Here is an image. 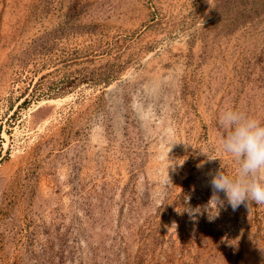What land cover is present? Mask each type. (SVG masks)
Masks as SVG:
<instances>
[{
  "label": "rangeland",
  "instance_id": "1",
  "mask_svg": "<svg viewBox=\"0 0 264 264\" xmlns=\"http://www.w3.org/2000/svg\"><path fill=\"white\" fill-rule=\"evenodd\" d=\"M228 109L264 0H0V264H264V204L207 208Z\"/></svg>",
  "mask_w": 264,
  "mask_h": 264
},
{
  "label": "clouds",
  "instance_id": "2",
  "mask_svg": "<svg viewBox=\"0 0 264 264\" xmlns=\"http://www.w3.org/2000/svg\"><path fill=\"white\" fill-rule=\"evenodd\" d=\"M219 125L225 130L220 147L239 163V169L235 176H230L222 166L213 176L211 185L214 192L207 206L209 213L213 203L219 210L224 206L225 201L220 198L221 192L226 195L227 203L233 209L244 203L248 207L253 202L257 205L264 204V122L239 110L228 109L221 113ZM201 152L209 160L219 158L205 151ZM185 211L194 215L201 208H187ZM216 216L210 215L209 218L214 219Z\"/></svg>",
  "mask_w": 264,
  "mask_h": 264
}]
</instances>
